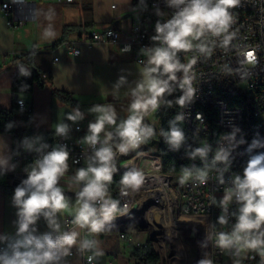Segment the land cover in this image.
I'll use <instances>...</instances> for the list:
<instances>
[{
    "label": "built area",
    "instance_id": "1",
    "mask_svg": "<svg viewBox=\"0 0 264 264\" xmlns=\"http://www.w3.org/2000/svg\"><path fill=\"white\" fill-rule=\"evenodd\" d=\"M60 2L72 3L75 0H59ZM134 8L139 17L132 20L128 31L120 30L114 25H107L101 30H92L84 36V40L90 44L108 43L117 46L123 52L132 53L136 61L148 67V57L144 54L146 50L160 46L159 41H154L152 37L157 35L156 25L164 24L172 18L177 9L168 4V0H133ZM116 8V4L112 5ZM2 10L7 18L8 25L17 28L23 25V21L15 17L13 4L3 2ZM233 16V23L229 27V33L233 38L228 46H223V37L208 36L194 44L204 43L208 51L201 53L194 48L189 52L177 53V58L181 64L187 65L195 59V64L187 74L190 79V86L193 89L191 97L180 105V113L183 120V131L200 129V146L205 149L209 146L208 118L205 110L215 111V101L219 96L225 95L229 91H243L246 87V94L256 101L254 117L256 119L255 132L259 145V150L264 155V0H240L239 6L230 9ZM254 50V62L246 59L245 53L252 56ZM69 53L75 56L80 54L79 47L74 44L70 46ZM184 72L176 73V81L170 83L179 92V99L186 94V89L180 87L184 79ZM166 78L162 76L161 78ZM245 83V84H244ZM244 84V85H243ZM23 110L26 111L28 121L32 120L33 110L25 101L23 96ZM163 109L162 99L159 100L156 112ZM191 112H200V120L197 125H190ZM131 111L126 114L125 120L131 115ZM147 116H143L142 127L150 130V124L146 121ZM119 117L115 116V124H105L112 129L111 139L105 144V140L100 137L97 144L92 145L85 142V137L90 135L89 125L86 119L77 122L73 127L65 129L64 133H57L55 140H48L36 135L33 132H24L22 138L14 143L12 157L16 164L32 168L35 162L42 159L44 155L53 149L63 148L69 153L68 168L80 169L84 165L85 159L93 157L95 152L103 147H111L114 155L111 161L113 170L134 165H151L152 155L148 148L144 147L145 134L136 147H129L127 153H120L118 145L123 141L115 128L119 125ZM221 134L218 141V151L215 167L212 171L201 174H172V180H178L183 194H187V209H197L198 215L205 217L208 234L212 237L211 255L214 261L220 260L219 264H262L261 254L257 251H237L236 247L221 248L217 246V235L220 232L231 233L236 223V216L239 214L237 198L233 195L232 200L227 204L225 211L222 201L226 192L234 189V179L236 176L243 177L244 169H238V161H246V167L254 156L251 153L249 142L243 133V113L236 110V106L225 109V118L219 124ZM219 157V158H218ZM235 161V172L226 173V162ZM67 172V171H66ZM204 177L202 180L201 177ZM156 179H163V175L158 178H144L138 188L126 186L121 183L119 194L122 199V210L115 213L108 222L119 221L128 215V209L140 211L138 200L142 192L155 190V198L165 200L155 189ZM81 185L80 190L83 188ZM106 199L113 200L112 194L107 190ZM103 201L98 200L95 207H99ZM226 216L227 223L221 225L219 217ZM75 216H66L64 225L66 230L72 229ZM106 222V223H108ZM128 231L120 232V236L126 239ZM81 245L72 250L70 255L79 252L83 257L84 264H97L95 253L90 251L88 246ZM146 244V243H145ZM157 250V249H156ZM6 246L0 243V255L4 254ZM160 254V253H159Z\"/></svg>",
    "mask_w": 264,
    "mask_h": 264
},
{
    "label": "crops",
    "instance_id": "2",
    "mask_svg": "<svg viewBox=\"0 0 264 264\" xmlns=\"http://www.w3.org/2000/svg\"><path fill=\"white\" fill-rule=\"evenodd\" d=\"M3 2L13 4L15 17L22 20L23 25L15 29L8 25L2 10ZM114 4L116 8L112 7ZM86 5L92 9L91 15L84 12L83 7ZM138 17L133 0H75L71 4L59 0H0V108H10L12 105V81L15 75L22 73L30 76L36 69V66L24 61L26 54L35 52L37 65L42 70L51 71L54 85L71 92L78 104L63 102L53 95L49 87L36 88L31 96H23L33 110L29 125L35 129L33 133L43 138H48V133H51L55 138L59 126L68 129L83 119L87 120L88 125L95 123L97 118L90 111L94 106L114 111L115 116L120 119L115 128L118 130L125 121L126 114L131 111L130 106L135 99L133 92L144 80L146 67L138 63L132 53L123 52L117 46L105 42L90 45L84 40V36L107 25L128 31L132 20H137ZM88 19H92L91 26L85 25ZM73 44L80 49L78 56L69 53ZM149 111L143 116L148 115V118ZM69 116H77V119L71 120ZM150 126L153 127L151 124ZM111 130L105 126L100 137L106 140ZM13 146L12 135L0 133V161H3L0 163V170L20 174L24 181L31 168L14 162ZM148 151L152 152L150 149ZM93 158L94 156L85 159L82 168L89 164L96 166ZM77 170L68 168L58 182L69 201V209L52 217L59 225V230L50 224L43 228L39 217L30 226L34 229L32 234L38 237L50 234L55 238L66 231L79 233L77 244L69 249V254L59 255L51 264H84L79 252L70 255L83 241L93 242L88 248L95 253L97 264H117L121 256L125 264H135L136 260L132 261L125 253L129 242L123 241L121 246L120 238L114 243L108 239V233L104 232L121 227L123 230L124 225L105 223L103 231L99 233H91L87 227L80 228L77 225L70 230L65 229L64 219L66 216H75V199L83 184L75 181ZM18 213L19 206L14 196L5 193L0 187V243L6 246V251L0 257L10 258L13 255V245L21 238L17 234L20 221ZM104 242H107L105 246ZM110 255H115L116 259Z\"/></svg>",
    "mask_w": 264,
    "mask_h": 264
},
{
    "label": "clouds",
    "instance_id": "3",
    "mask_svg": "<svg viewBox=\"0 0 264 264\" xmlns=\"http://www.w3.org/2000/svg\"><path fill=\"white\" fill-rule=\"evenodd\" d=\"M168 4L177 11L166 23H157V35L152 39L159 41L160 46L144 53L148 57V67L144 69L145 78L133 92L135 99L130 106L132 114L118 128V135L123 141L118 145L120 153L126 154L129 147H136L141 141L146 131L142 127L143 114L149 110L155 111L160 98L170 90L169 82L176 81L177 72H184L180 87L186 89V94L177 103L182 106L193 94L187 74L196 61L193 59L187 65L181 64L177 53L189 52L194 48L201 53L208 51L204 43L194 44V41L208 36L223 37L222 44L225 47L233 38V34L229 33V27L233 23L230 9L239 6L240 0H168ZM245 57L254 62V50L251 57L248 53H245ZM162 76L167 79H162ZM95 110L102 114L95 123L89 125L91 134L85 137V142L92 145L98 143L105 124H115L114 111L104 108ZM68 118L75 120L77 116ZM57 132L64 133L65 127L59 126ZM108 139H111L110 134L106 137L105 144ZM182 139L183 134L179 130L172 129L168 134V141L174 145H178ZM197 151L204 154L202 150ZM113 155L111 147L99 148L93 158L96 166L89 164L86 168L78 169L75 175V181L83 182L84 186L77 193L73 223L80 228L87 227L91 233L103 231L104 224L117 211L118 202L106 199L107 184L112 181ZM68 159L69 153L65 149H53L35 162L27 179L23 181L24 187L15 189L14 200L19 206L20 217L17 234L21 238L13 245V255L10 258L0 257L2 264H51L59 255H68L69 249L77 244L79 233L76 231H66L53 238L50 234L39 237L33 235L34 229L30 228L43 214L50 226L59 230V225L52 217L69 209V201L63 189L58 186L60 178L68 169ZM142 182L140 172H128L121 180L122 184L133 188H138ZM234 185V189L226 192L222 206L226 211L227 204L235 195L241 205L239 214L231 233L220 232L217 235V246L224 249L236 247L238 252L257 251L264 264V155L251 159L244 169L243 177H235ZM98 200L103 201L99 210L94 206ZM219 223L226 224V216L221 215ZM91 243L93 242L85 241L83 247Z\"/></svg>",
    "mask_w": 264,
    "mask_h": 264
},
{
    "label": "trees",
    "instance_id": "4",
    "mask_svg": "<svg viewBox=\"0 0 264 264\" xmlns=\"http://www.w3.org/2000/svg\"><path fill=\"white\" fill-rule=\"evenodd\" d=\"M71 4V3H70ZM87 15L92 14L90 6L83 7ZM92 25V19H88L86 24ZM35 52L25 55L24 61L36 66V69L30 76L22 73L15 75L12 81L13 101L10 108H0V133H8L12 135L14 143L19 141L24 132H33L35 129L29 127L31 121L27 120L26 111L20 109L17 96H31L36 88L49 87L55 97L61 99L67 104H78L73 94L69 91L57 88L54 85L53 75L51 71L42 70L35 62ZM166 79V78H162ZM170 90L162 96L163 109L160 113L161 123L159 129L150 126V131L145 134V148H148L160 155L162 160V172L172 174H201L212 171L215 167V161L218 151V141L221 134L219 122L216 114L211 110H205L208 118L209 146L203 149L200 146L202 138L200 135L191 131H183V120L180 113L179 92L170 82ZM230 105L239 107L243 113V133L246 136L252 155L255 157L262 155L259 150L257 136L255 132L256 119L254 111L256 103L246 93L233 95L229 98ZM19 118L17 125L16 119ZM28 124L29 128H25L23 124ZM172 129L182 132L183 139L178 145H174L168 141V134ZM48 140H55L51 133H48ZM202 150L201 155L197 150ZM125 171H113L112 181L107 184V190L112 194L113 200L117 201V211L122 210V199L119 194L122 177ZM0 187L5 193L14 196L17 187H24L22 177L17 173H9L0 170ZM41 226L45 228L49 225V220L43 214L40 215ZM122 230V227L119 228ZM120 230V231H121ZM132 256L136 259L135 264H160L161 255L155 249L151 240L146 244L136 248L132 252ZM220 260H215L219 264Z\"/></svg>",
    "mask_w": 264,
    "mask_h": 264
},
{
    "label": "rangeland",
    "instance_id": "5",
    "mask_svg": "<svg viewBox=\"0 0 264 264\" xmlns=\"http://www.w3.org/2000/svg\"><path fill=\"white\" fill-rule=\"evenodd\" d=\"M133 15H135L134 17L137 18L136 13H134ZM244 90L246 92V87L244 88ZM227 95L228 93L226 94V96ZM26 97H28V95H26ZM99 107L100 106H94L90 109L91 113H93V115L97 119L101 114L95 109ZM149 112L150 116L147 118L146 121L150 123L155 129H159L161 123L160 113H157L156 111L152 110H150ZM16 123L17 125L20 123L19 118L16 119ZM27 125L28 124L26 123L23 124L25 128L28 127ZM138 170H142L141 165H138ZM144 170L150 173L155 172V170L149 166H146ZM154 198V190H148L147 192L141 193L139 202L142 203L141 206L144 209H142L140 214H146V216L149 215V213L147 214L148 207L146 205L148 203H150V205H160V202H158L159 199ZM76 200L77 198L75 199V202ZM70 210L72 211L71 208ZM142 220L143 221L133 220L129 222L126 226H124V228L128 230V235L126 239L120 237L121 229L104 230V232L106 231L109 235L108 239H110L114 243H117L118 238H120L121 246L123 241L127 243L129 242L127 244V248H125V253L130 256L131 259H133L132 261L136 260L132 256V252L136 248L144 245L147 241L151 240L155 249H157V251L161 255L160 264H192L193 261H201L203 257V259H205L204 262L206 261L207 264H216L213 259V256L210 253L208 235H205L204 230L202 231V233L204 234H200L201 239L200 237L194 239L190 236L189 228H187L188 226L194 227L193 225H190V223H197L198 226H201L204 221L203 219L180 215L174 219L167 218V220L155 216H148L146 219ZM168 222H170V224H168ZM201 227L200 229L202 230L203 227ZM106 243L107 242H104L103 246H105ZM123 251L124 249L122 250V252ZM110 256L114 260L116 259L115 255ZM121 257L117 264H125L124 258Z\"/></svg>",
    "mask_w": 264,
    "mask_h": 264
},
{
    "label": "bare ground",
    "instance_id": "6",
    "mask_svg": "<svg viewBox=\"0 0 264 264\" xmlns=\"http://www.w3.org/2000/svg\"><path fill=\"white\" fill-rule=\"evenodd\" d=\"M228 95L226 96V94ZM246 93L243 91H229L226 92L225 95L219 96L218 99L215 101V111L216 116L218 118L219 124H221L222 119L225 118V109H231L232 105H230L229 98L233 95H238ZM20 109H23V99L18 98L17 100ZM256 103V101H254ZM236 110L242 112L239 107H236ZM161 113V112H158ZM200 120V112H191L190 114V125H197V121ZM191 132L200 135V129H191ZM152 155L151 165H145L142 167V170H138V165H134V167H127V168H120L116 170L128 172H140L144 178H158L163 175V179H156L155 181V189L159 192L160 195L165 197V200H159L160 205H153L150 203L146 204L148 207V216H155L162 219L167 220V218H176L180 215L183 216H190L198 219H203V223L201 226H198L197 223L193 225L194 227H187V228H196L199 232V237L204 234L202 231L204 230L205 235H208L209 238V246H210V253L212 250V237L208 234V227L207 223H205V217L203 215H198L197 209H187V194L182 193V189H180V183L178 180H172V175H165L167 173L162 172V160L159 154L154 151H149ZM146 166L152 167L155 170L154 173L146 172L144 169ZM140 168V167H139ZM246 168V161H238V169H245ZM113 170V171H116ZM235 172V161H227L226 162V173H233ZM155 192V190H154ZM141 202L138 200V207H141L140 211L136 213V209H128V215H124V218L119 221L108 222L107 224L113 225H120L126 226L129 222L133 220L143 221L142 219H146L148 216L146 214H140L142 209ZM157 215V216H156ZM176 220V219H175ZM177 223V222H176ZM170 224V222H168ZM180 224V223H179ZM202 228V230L200 229ZM128 231L126 228L122 230V232ZM201 234V235H200ZM201 239V237H200ZM200 242V241H199ZM204 258V257H203ZM201 259L198 262L193 261L192 264H207V262Z\"/></svg>",
    "mask_w": 264,
    "mask_h": 264
},
{
    "label": "water",
    "instance_id": "7",
    "mask_svg": "<svg viewBox=\"0 0 264 264\" xmlns=\"http://www.w3.org/2000/svg\"><path fill=\"white\" fill-rule=\"evenodd\" d=\"M189 234L192 238H198L199 237V232L196 228H190L189 229Z\"/></svg>",
    "mask_w": 264,
    "mask_h": 264
}]
</instances>
